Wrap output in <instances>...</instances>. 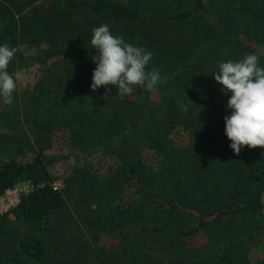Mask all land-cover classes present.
I'll list each match as a JSON object with an SVG mask.
<instances>
[{"label": "trees", "instance_id": "obj_1", "mask_svg": "<svg viewBox=\"0 0 264 264\" xmlns=\"http://www.w3.org/2000/svg\"><path fill=\"white\" fill-rule=\"evenodd\" d=\"M173 1L0 0V43L17 49L8 71L35 69L0 98V195L35 185L0 214V264H264V148L230 149L213 76L248 53L264 66V0ZM101 24L151 51L165 82L126 99L93 91Z\"/></svg>", "mask_w": 264, "mask_h": 264}, {"label": "clouds", "instance_id": "obj_2", "mask_svg": "<svg viewBox=\"0 0 264 264\" xmlns=\"http://www.w3.org/2000/svg\"><path fill=\"white\" fill-rule=\"evenodd\" d=\"M91 44L97 53L93 57L96 64L91 83L93 91L104 86L110 92L107 86L111 85L117 88L119 97L126 99L137 86L153 91L165 82L158 69L148 67L153 53L113 35L108 24L93 28ZM16 53L15 47L0 43V98L8 103L12 102L21 80L19 72L8 71ZM213 76L222 85L221 92L229 97L230 115L224 121L230 149L239 155L245 146L264 148V66L260 64V56L248 53L238 61L220 62Z\"/></svg>", "mask_w": 264, "mask_h": 264}, {"label": "rangeland", "instance_id": "obj_3", "mask_svg": "<svg viewBox=\"0 0 264 264\" xmlns=\"http://www.w3.org/2000/svg\"><path fill=\"white\" fill-rule=\"evenodd\" d=\"M114 1L125 4V5L131 4L134 1L135 2L139 1V3H141V1H144L145 5H150L156 8H162V9H166L170 11L176 10L177 9L176 7H178L174 3L173 0H114ZM40 2H42L44 5H46V7L49 8V7L56 6V5L61 6V7L65 6L67 3L70 2V0H40ZM18 72L21 74V80L18 83L17 90L19 93H23L25 89H27L30 85L34 83L35 69H34V66L32 67L25 66V67L20 68ZM22 117L23 116H21V118ZM66 135H67L66 132L61 131L57 133L55 137L57 138L59 143L61 142L62 144H64L66 143V138H67ZM175 140L178 143L188 142L189 133L182 128L180 132H178L175 135ZM54 172H55L56 177H60L62 174L66 173V171L64 170V165H60L56 170H54ZM55 185L59 189H62L64 187L61 179H57L55 182ZM10 216H12V214ZM187 240L191 245H199V244L205 243L207 238L204 234L201 233L196 236H188Z\"/></svg>", "mask_w": 264, "mask_h": 264}, {"label": "built area", "instance_id": "obj_4", "mask_svg": "<svg viewBox=\"0 0 264 264\" xmlns=\"http://www.w3.org/2000/svg\"><path fill=\"white\" fill-rule=\"evenodd\" d=\"M34 189L35 185L32 182L22 180L14 187L6 190L5 193L0 195V214H11L12 210L21 203L22 197Z\"/></svg>", "mask_w": 264, "mask_h": 264}]
</instances>
